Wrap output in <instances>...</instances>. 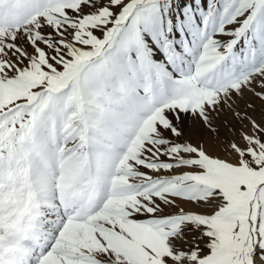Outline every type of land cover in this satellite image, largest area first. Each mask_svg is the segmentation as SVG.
I'll list each match as a JSON object with an SVG mask.
<instances>
[{"label":"snow or ice","instance_id":"snow-or-ice-1","mask_svg":"<svg viewBox=\"0 0 264 264\" xmlns=\"http://www.w3.org/2000/svg\"><path fill=\"white\" fill-rule=\"evenodd\" d=\"M0 264H264V0H0Z\"/></svg>","mask_w":264,"mask_h":264}]
</instances>
